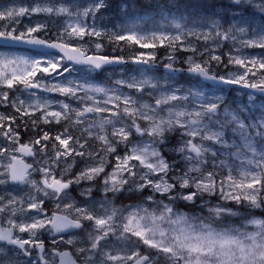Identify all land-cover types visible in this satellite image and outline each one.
<instances>
[{"label": "snow or ice", "instance_id": "obj_1", "mask_svg": "<svg viewBox=\"0 0 264 264\" xmlns=\"http://www.w3.org/2000/svg\"><path fill=\"white\" fill-rule=\"evenodd\" d=\"M0 264H264V0L0 9Z\"/></svg>", "mask_w": 264, "mask_h": 264}, {"label": "trees", "instance_id": "obj_2", "mask_svg": "<svg viewBox=\"0 0 264 264\" xmlns=\"http://www.w3.org/2000/svg\"><path fill=\"white\" fill-rule=\"evenodd\" d=\"M217 4H226L227 0H214ZM114 4V3H113ZM185 11V10H182ZM194 9H188L185 11V19H188V12H193ZM116 9H112L108 14L102 17L101 24L107 25L110 30H118L121 25H125L127 19L133 20L134 22L140 25L143 29H147L149 27H155L156 25H160L163 23H168L172 17L168 16L166 13L164 14L165 18H161V15L157 14L156 12H143L138 15H132L126 18L121 19L119 16L116 15ZM174 15H176L174 13ZM176 18L179 19V16L176 15ZM113 25H116V29H113ZM121 54V53H116Z\"/></svg>", "mask_w": 264, "mask_h": 264}, {"label": "rangeland", "instance_id": "obj_3", "mask_svg": "<svg viewBox=\"0 0 264 264\" xmlns=\"http://www.w3.org/2000/svg\"><path fill=\"white\" fill-rule=\"evenodd\" d=\"M79 2H82V0H70V3H79ZM120 2V0H112V3H114V5L115 4H118ZM4 6H0V9H2ZM7 7H19V6H16V5H8ZM114 9H115V7H114ZM101 20H102V18L98 21V23L99 24H101ZM138 24V23H136V22H134L133 20H129V19H127V22H126V24L125 25H131V24ZM169 23V22H168ZM168 23H161V24H164V25H167ZM160 24V25H161ZM139 26L140 25H142V24H138ZM160 25H156L155 27H149V28H147V29H143L141 26L139 27V31H142V32H150V31H152V30H155L156 28H158ZM136 75L137 76H139V73H136ZM117 76H119V73H117ZM208 200H210V201H212L213 203H215L216 201H214L213 200V198L212 197H206ZM114 243H116V244H119L120 242H118V241H114ZM122 246V245H121Z\"/></svg>", "mask_w": 264, "mask_h": 264}, {"label": "flooded vegetation", "instance_id": "obj_4", "mask_svg": "<svg viewBox=\"0 0 264 264\" xmlns=\"http://www.w3.org/2000/svg\"><path fill=\"white\" fill-rule=\"evenodd\" d=\"M29 2L30 0H0V6H8V5L24 6L27 5ZM43 238L46 241V248L50 247L51 246L50 241L52 240L53 237L51 235H45ZM63 248L72 250L69 249L68 245H63Z\"/></svg>", "mask_w": 264, "mask_h": 264}]
</instances>
